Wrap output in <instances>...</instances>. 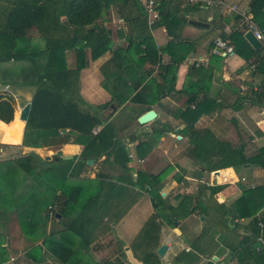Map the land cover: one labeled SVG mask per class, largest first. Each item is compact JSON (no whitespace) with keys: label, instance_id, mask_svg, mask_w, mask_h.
Returning <instances> with one entry per match:
<instances>
[{"label":"trees","instance_id":"16d2710c","mask_svg":"<svg viewBox=\"0 0 264 264\" xmlns=\"http://www.w3.org/2000/svg\"><path fill=\"white\" fill-rule=\"evenodd\" d=\"M249 4L253 22L264 33V0H251ZM109 5L116 6L117 17L123 20L127 31L124 34L126 46L113 50L109 59L115 70L112 74L104 72L105 80L101 83L111 92L110 99L118 106L126 92L132 90L129 100L144 104L150 87L154 90L155 100L173 91L177 66L192 50V43L180 37L179 31L187 23L183 14L197 9V5H182L178 0H155V23L162 26L169 37L164 47L157 48L148 31L140 0H0V63L12 62L1 69L5 67L4 75H13L11 80L1 83L8 85L16 75L24 80L20 84L33 87L27 101L29 109L24 124L18 118V110L15 114L13 112L11 97L0 93V142L17 144L21 136V146L37 148L55 140L65 141L58 132L66 131L65 137L68 134L74 136L70 142L83 146L77 158L51 159L45 168H41L27 153L14 159L16 174L11 183H5V190L0 191V217L3 215L5 221L0 226L4 229L9 217L13 216L27 240H40L41 246L35 243L27 251L30 257L40 254L41 249L45 248L56 261L65 262L69 258L73 262L82 261L73 245L87 248L89 226L115 187L119 184L132 185L150 194L156 193L165 174L163 170L154 175L137 170L132 178L127 165L129 158L125 142L117 136L115 125L107 120L111 114L103 118L99 113L100 108L111 101L94 106L79 94V67L84 62L83 49L89 50L93 60L109 48V31L98 21ZM60 16L63 22L59 21ZM31 28L40 34L42 47L26 51L18 45L20 41L27 40L26 34ZM243 32L244 27L241 26L229 35L221 31L219 36L228 39L232 53L245 60L251 58L254 73L264 75V51L253 50L243 38ZM69 50L74 51L80 63L74 68L65 62L64 51ZM161 54L167 55L166 61H161ZM220 60L221 56L210 53L206 66L190 65L186 72L195 79L178 90L185 95V106L178 110L176 116L184 123L181 132L187 138L188 156L200 167V172L244 164L264 167V147L253 155L245 156L243 143L233 145L219 139L208 127L194 126L201 115L212 111L216 101L209 96V82ZM22 61L30 63L31 69L19 67L17 64ZM13 62L16 63L15 69L10 65ZM145 62L148 67H144ZM153 71L155 75L146 81ZM263 84V81L260 82V86ZM233 92L237 95L235 102H238L241 94L238 89ZM260 93L259 88L249 86V96L256 98ZM222 99L227 102L225 96ZM250 100L253 101L251 97ZM261 106L264 109V102ZM145 108L149 109L148 106ZM162 133L161 128H154L145 139L138 141L134 145L135 156L140 159L144 157ZM99 156H103L101 164H106L108 170L117 167L119 172L113 175L107 170L97 171L96 186H91L90 181L87 184L86 181L79 182L81 184L64 183L67 177L80 176L86 160L94 161ZM224 187L210 185L208 197ZM194 200L191 195L183 194L176 206L164 205L168 211L167 224H172L173 218H183L195 211L204 214L205 207L200 197ZM54 203L58 208L53 209L52 219L58 222L59 232L66 231L78 237V243L46 235V221L49 218L46 206ZM161 205L162 201L154 204L155 207ZM262 206L264 184L244 188L240 197L232 203L234 217L249 218V223L254 227V236L259 232L254 216ZM157 216L155 213L150 215L131 243L134 256L143 264H159L155 249L162 222L156 221ZM224 216L223 213L222 219ZM262 230L264 234V222ZM242 243L241 248L245 245ZM261 254L264 262V255ZM5 259L4 248L0 246V262ZM39 260L35 259V262Z\"/></svg>","mask_w":264,"mask_h":264},{"label":"crops","instance_id":"0c3cea01","mask_svg":"<svg viewBox=\"0 0 264 264\" xmlns=\"http://www.w3.org/2000/svg\"><path fill=\"white\" fill-rule=\"evenodd\" d=\"M178 1L182 5H197L198 8L188 10L183 14L187 18V23L180 29V37L184 41L192 43V50L177 66L173 85L174 90L155 100L153 98L154 90L150 87L147 89L144 104L131 102L129 98L133 91L129 90V92H126L121 104L116 107L110 116L118 117L126 106L132 107V111L127 115L130 117V120H128L129 125L126 124V126L125 122H122L123 124L119 126H124L119 127L116 124L117 121L111 122L115 125L116 130L120 131L119 129H122L121 132H125L124 135H120L123 137L120 139L125 142V149L129 158L127 165L130 168L129 172L132 178L135 177L137 170L153 175L162 170L165 171L164 177L157 186L156 193L150 194L132 185L119 184L115 187L89 226L87 248H76L77 246L73 245L76 253L82 259V261L76 262H73L70 258L66 259L65 262L56 261L45 248L41 249L40 254H33V257L28 256L27 251L30 247L35 243L40 246L42 244L40 240L36 242L27 240L19 231L15 218L11 216L13 221L10 222L9 228V223H7L6 230L0 233V246L4 248L6 255V259L1 261L0 264H143L134 256L131 243L150 215L154 213L158 215L156 221L162 222L159 228L157 247L160 244L166 245L162 256L156 254L159 264H261L260 253L264 255V234L262 230L264 206L255 213L254 217L257 219L256 224L259 232L254 236L252 234L254 227L249 223V218L234 217L232 203L240 197L244 188L264 184V167L244 164L240 167L218 169V173L215 175L216 181L225 182L217 185H225V187L214 193L212 197H208L209 183H215L216 181L208 179L209 183H198L199 176L202 177L203 172L198 170L199 166L188 156L187 139L184 133L181 132L184 123L176 116L178 110H182L185 106V95L179 93L178 90L195 79L186 72L187 68L193 65L189 61L198 58L200 62L205 61L203 66H206L213 47L212 43L219 36V32L222 31L224 34L229 35L242 26L237 12L253 17L249 7L251 0H210L208 5L188 3L185 0ZM111 6L116 9L115 5H109L103 12V15H105L103 24L108 26L106 29L109 31V48L94 59V64L98 68H107L104 71L106 74H112L115 70L109 59L112 56V51L120 47L121 43L118 39H121V41L124 39L120 36L114 38L112 36L114 30L112 31L111 27L116 21L118 24H123L122 28L126 31L122 19L118 17H116V20L113 19ZM262 11L264 13V8ZM107 15H109L108 19L106 18ZM189 20L206 22L208 26L206 28L199 27L191 24ZM120 24L115 26L117 34L121 32ZM146 25L155 46L157 48L164 47L169 39L164 28L156 25L155 22L148 25L147 19ZM108 28L111 29V34ZM195 30L204 33L210 31L212 36L206 42L201 41V39L194 42L190 40V36L195 33ZM166 59L167 55L161 54V61H166ZM6 64L0 63V67ZM153 75H155L154 71L146 81ZM262 81L264 83V75L254 73L251 58L245 60L234 53L221 56L219 67L213 70L209 82L211 83L209 86L210 96H213L216 100L210 112V117H202L201 115L194 126L198 128L202 125V122H205L208 124L205 127H208L219 139H227L233 145L243 143L245 156L257 153L260 147H264V109L261 106L264 102V84L260 86ZM127 84H129V81ZM249 86L253 89L259 88L262 93L258 94L256 98L249 96ZM79 87V93L88 103H91L90 101L94 99V103L99 104L111 97V92L105 89L102 84L99 85V82L90 83L89 88L84 89L80 81ZM236 89L241 94L238 102H235L237 95L233 92ZM222 96L227 98L228 103L222 99ZM250 97L253 101L250 100ZM146 106L155 111V118L144 124H138L136 120L133 121L134 117L147 111ZM156 126L164 128L166 131L144 157L137 158L134 153V145L145 139L146 135H149ZM171 127L173 131L170 129ZM173 132L177 133L175 141L172 140ZM60 133L63 132L59 131L58 134L60 135ZM20 140L13 145L14 149L10 150H31L39 157L45 155L52 157L55 152H59L60 155L77 157L83 148L82 145L75 143L62 144V147L55 152L53 151V153L46 146L37 148L21 146ZM2 144L3 142H0V145ZM11 154L5 147H0V191L5 190L6 182H12L17 171V166H15ZM84 169L78 178L67 177L64 179V183L78 184L86 181L85 184H87L90 181L91 186H96L98 180L95 178V173L99 170L93 169V171L88 170L85 172ZM100 171L104 172V169H100ZM234 171L237 175L239 173L238 177L234 175ZM204 173L207 172L204 171ZM56 193H58L57 190ZM183 194L191 195L193 201L200 197V201L205 207L204 214L195 211L183 218H174L175 221L172 224H167L166 215L168 211L164 205L176 206ZM159 201H162V205L155 207L154 204L159 203ZM48 205H52L53 209L58 208L56 203ZM223 213L225 214L224 219H222ZM52 215L46 221V235L51 234L54 239H70L72 242L78 243V237H74L66 231L59 232L58 222L52 219ZM200 215L203 218H198ZM2 222L5 223L3 215L0 217V225ZM2 230L0 226V231ZM219 236L223 237L221 242L218 241ZM209 239L212 241L211 245L208 244ZM241 243L245 244L243 248H241L242 245L240 246ZM213 256L214 259L211 258ZM38 258L40 260L35 262V259Z\"/></svg>","mask_w":264,"mask_h":264},{"label":"rangeland","instance_id":"374dc122","mask_svg":"<svg viewBox=\"0 0 264 264\" xmlns=\"http://www.w3.org/2000/svg\"><path fill=\"white\" fill-rule=\"evenodd\" d=\"M142 2V1H141ZM114 6H111V12H112V10H113V12H112V14L111 15H113V19L115 18V20H116V17H117V15L116 14H118L117 13V9H115V7L113 8ZM113 8V9H112ZM107 11H108V9H107ZM108 17H109V15H107L106 16V18L108 19ZM59 21H61V22H63V17L62 16H60V18H59ZM98 21H101L102 22V25L105 27V28H107L108 26H106V25H104L103 24V21H105V15H102L101 16V18L100 19H98ZM110 24H111V22H110ZM120 24V23H119ZM116 21H115V23H114V25H113V27H111L112 28V31H113V34H112V36L115 38L116 36L118 37V36H120V37H125V33H127V31H125L122 27V25L123 24H120L121 25V27H120V29H121V32H119V33H121V34H117V31L115 30L116 28H115V26H117V25H119ZM153 24V23H152ZM112 25V24H111ZM110 27V26H109ZM109 30H110V34H111V29L110 28H108ZM197 29H199V28H197ZM210 30V29H209ZM212 35H210V31H207L206 33H204V32H202V31H200V30H195V33H193L191 36H190V40H192V41H194V42H197V41H199L200 39H201V41H207V40H209L210 39V37H211ZM28 37V38H27ZM119 37V38H120ZM26 38H27V40L26 39H24V40H22V41H20L19 42V45H18V47L19 48H21V49H24V50H29V49H32V50H34V49H39V48H41L42 47V39H41V37H40V34L34 29V28H31V29H29L28 30V32H27V34H26ZM118 41H120V47H125L126 46V41L124 40V39H122V41H121V39H118ZM162 47V46H161ZM83 51H84V53H83V61L85 62H81V64L79 63V61H77L76 60V57H75V55H74V51L73 50H69V51H64V53H65V62H66V64L69 66V67H71V68H74V67H76L77 65H81L79 68V83H80V81H81V85H82V87L84 88V89H88L89 88V85H90V83H92V84H95V82H99V85H101L100 83H102V82H104V80H105V78H104V71H106V69L107 68H105V67H103V68H101V67H97L96 66V64H94V59L92 60L91 58H90V56H89V50L87 49V48H85V49H83ZM215 55H218V54H215ZM209 56V55H208ZM196 60H197V62H196ZM194 62H196V64L197 65H195L194 64V66L196 67V66H198V65H203L204 63H205V61H203V62H200V60H198V58H194L193 60H192V64L194 63ZM8 63H12L11 61H9V62H7V64L6 65H8ZM11 65V67L12 68H16V63H14L13 62V64H10ZM19 67H26L28 70H30L31 69V65H30V63H28V62H26V61H22V63L20 62V63H18L17 64ZM144 67H148V64L145 62V64H144ZM1 68V67H0ZM4 69H5V67H3L2 69H0V93H3V94H7V95H9L10 97H11V99H12V103H13V108H14V114H15V112L18 110V113H19V109L27 102V101H29V99H30V96H31V92L33 91V87L32 86H25V84H20V82L21 81H24L23 80V78H18V76H16L15 75V78L12 80V81H10V83H12V84H3V83H1V82H3L4 80H11L12 78L11 77H13V75H12V73H10L11 74V76L10 77H8V76H6V75H4ZM83 70V71H82ZM82 71V74L80 75V72ZM99 71H101V72H99ZM30 73H34V71H31ZM36 73V72H35ZM11 78V79H10ZM27 81V80H26ZM92 81V82H91ZM94 81V82H93ZM89 82V83H88ZM210 84L211 83H209V86H210ZM80 88V87H79ZM209 89H210V87H209ZM214 93V92H213ZM80 94V93H79ZM147 94V93H146ZM80 96H81V94H80ZM209 96H210V92H209ZM82 97V96H81ZM210 97H213V96H210ZM85 100V99H84ZM86 101V100H85ZM109 101H111V103L110 104H108L107 106H105V107H101L100 108V115L103 117V118H107V115H109V114H113V112L115 111V109H116V104L110 99V97H109V99L107 100V101H105V102H102V103H99V104H95L94 103V99L92 100V101H90L91 103H89V104H91V105H94V106H99V105H101V104H104V103H107V102H109ZM87 102V101H86ZM88 103V102H87ZM110 105V106H109ZM132 111V107L131 106H126L121 112H120V114L118 115V117H109V118H107V120H110V118H111V120L110 121H113V122H115V121H117L116 122V124L119 126L120 124H123L122 122H125L124 124L126 125V124H128L129 123V121L128 120H130V117H128L127 115H128V113L129 112H131ZM210 117V112L209 113H207V114H203L202 115V117ZM138 117V116H137ZM137 117H134L132 120L133 121H135V120H137ZM128 118V119H127ZM182 122V121H181ZM183 123V122H182ZM202 125L200 126V127H198V128H203V127H205L206 125H208V124H206L205 122H202L201 123ZM129 125V124H128ZM122 126H124V125H121V126H119V127H122ZM127 126V125H126ZM183 126H184V124H183ZM156 128H159L158 126H156ZM162 130H163V133H164V131H166L164 128H161ZM172 131H173V128L171 127L170 128ZM120 131H117V136L119 137V138H123V137H121L120 135H124V131L123 132H121L122 131V129H119ZM63 133H60V137H64L65 138V141H62V142H60L59 140H55V141H53V142H50L48 145H46V147L48 148L49 147V149H51L52 150V152L54 151H57L59 148H61L62 147V144H69V143H72V142H70V141H68V140H71V139H73V135L72 134H68V136L67 137H65V134H66V132H64V131H62ZM162 133V134H163ZM173 135H172V140L173 141H175L176 140V136H177V133H172ZM185 135V134H184ZM67 138V139H66ZM185 138H186V135H185ZM229 138V137H228ZM187 139V138H186ZM159 140V139H158ZM157 140V141H158ZM222 140V139H221ZM225 141H228L227 139L225 140ZM2 143V142H1ZM3 144L4 145H0V147H5L7 150H9V153H12L11 155H13V158L15 159L16 157H19V156H21V155H23V154H29L30 152H31V150H10V149H12L14 146V144H11V143H5V142H3ZM188 147H189V145H188ZM14 149V148H13ZM51 152V154H53ZM253 152V151H252ZM58 153L59 152H55L54 154L55 155H58ZM74 157V156H73ZM76 157V156H75ZM77 158V157H76ZM76 158H75V160H76ZM103 158V156H99V157H97L94 161H91V163L90 164H86L85 166H84V171L86 172V171H88V170H91V171H93V169H98V170H103L104 169V171H110L109 173H111V174H113V175H116L118 172H119V169L117 168V167H111V169L110 170H108L105 166H106V164H101V159ZM15 163V162H14ZM86 163H87V160H86ZM16 164V163H15ZM15 166H17V164L15 165ZM198 170H200V167H198ZM203 173V176L202 177H200L199 176V184H203L204 182H208L209 183V180L208 179H210L211 181H212V179H214L215 181H216V177L215 178H213L212 176L214 175L212 172H207V173H204V171H202ZM233 173V172H232ZM235 173V174H234ZM234 175H236L237 177H238V175H239V173H238V175L236 174V172L234 171ZM234 178H235V176H234ZM236 179V178H235ZM234 179V180H235ZM222 182H225V181H216L215 183L214 182H212V183H209L210 185H212V184H214V185H217L218 183H222ZM216 193V192H215ZM49 198H50V195H49ZM202 215H200V216H198V218H200ZM14 218V217H13ZM13 218H11V217H9V219H8V221H7V223H9V225H8V228H9V226H10V222H12L13 221ZM16 221V220H15ZM17 222V221H16ZM6 223V224H7ZM6 224H5V228L2 230V231H0V233L1 232H3V231H5L6 230ZM20 231V230H19ZM212 236L210 235V238H211ZM222 239H223V237L222 236H219L218 237V241H222ZM209 241V245H211L212 244V241H210V239L208 240ZM155 253H156V249H155ZM157 254V253H156ZM212 258V257H211Z\"/></svg>","mask_w":264,"mask_h":264},{"label":"built area","instance_id":"2783aa9c","mask_svg":"<svg viewBox=\"0 0 264 264\" xmlns=\"http://www.w3.org/2000/svg\"><path fill=\"white\" fill-rule=\"evenodd\" d=\"M185 1L188 3H198L201 5H208L210 3V0H185ZM142 7L146 15L147 23L148 25H151L152 23L155 22L157 18V11L155 9V0H142ZM237 14L239 16L238 18L240 24L244 27V32L249 30L253 34V36L259 41L261 45V49L264 51V33L256 26V24L253 22L250 16L244 15L243 13L240 12H237ZM211 53L218 54L219 56L230 55L232 53V48L228 44V39L217 36L213 41V47L211 49ZM196 62H194L193 65L194 64L197 65ZM189 63L192 64V60L189 61ZM212 177L215 178L216 176L213 175ZM47 210L49 217H51V215L53 214V206L48 205ZM259 225L261 226V224Z\"/></svg>","mask_w":264,"mask_h":264},{"label":"water","instance_id":"95a60500","mask_svg":"<svg viewBox=\"0 0 264 264\" xmlns=\"http://www.w3.org/2000/svg\"><path fill=\"white\" fill-rule=\"evenodd\" d=\"M189 22L193 25L199 26V27H203L206 28L208 26V24L206 22H202V21H197V20H189ZM243 38L245 39V41L248 43V45L255 51L260 50L261 49V45L259 43V41L253 36V34L247 30L243 33ZM28 109H29V102H26L20 109H19V113H18V118L23 121V124L26 120L27 117V113H28ZM156 116V113L153 109H148L147 111H145L144 113L140 114L137 117L136 122L138 124H144L146 122H149L151 120H153ZM264 123V121H263ZM30 156L33 157V159L36 161V163L41 167V168H45L46 166L49 165L48 161L51 159L56 160L58 157L62 160H69L72 158V155H60V153H58V155L56 156H52L50 157L49 155H45L44 157H39L36 153L34 152H30L29 153ZM91 160L88 159L87 160V164H90ZM214 175H217L218 170H214L212 172ZM200 218H203V216H201ZM173 221H175V219L173 218ZM166 249V245L165 244H160L157 248H156V253L159 256H162V254L164 253ZM213 259L215 258L214 256L212 257Z\"/></svg>","mask_w":264,"mask_h":264}]
</instances>
